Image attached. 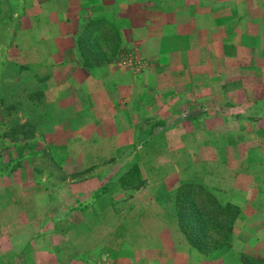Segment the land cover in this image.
<instances>
[{
    "label": "rangeland",
    "instance_id": "obj_1",
    "mask_svg": "<svg viewBox=\"0 0 264 264\" xmlns=\"http://www.w3.org/2000/svg\"><path fill=\"white\" fill-rule=\"evenodd\" d=\"M51 1L72 35L61 29L39 69L19 54L36 1L0 0V189L22 163L35 185H78L98 208L150 189L156 229L125 224L103 264H264V230H244L264 219V0ZM91 20L102 26L85 35ZM228 203L238 213L217 254Z\"/></svg>",
    "mask_w": 264,
    "mask_h": 264
},
{
    "label": "crops",
    "instance_id": "obj_2",
    "mask_svg": "<svg viewBox=\"0 0 264 264\" xmlns=\"http://www.w3.org/2000/svg\"><path fill=\"white\" fill-rule=\"evenodd\" d=\"M35 1L38 14L31 20L35 24L23 28L20 33V37L30 39V43L19 52L20 62L44 69L45 47L56 46L61 29L65 27H68L71 37V25L65 23L71 24L72 21L61 20L55 10H46L44 3ZM55 1L58 0L49 3L54 4ZM199 158L197 162H204V159ZM188 166L180 170L182 174L179 183L188 178L183 176L188 174ZM26 168V164L22 163V166L6 174L4 182L11 189H0V264H103L110 257L114 258V250L124 244L125 224L128 229L138 227L140 231L143 227L148 228L149 232L157 227L160 202L148 188L137 190L130 201L126 202L128 205L125 208L119 198L98 208L95 205L98 196L93 195V191L78 193V185L75 184L63 185V189L54 191L42 189L34 184L38 181L34 175L24 174ZM203 175L207 174L202 172L200 177ZM162 180L152 184H159ZM97 181L96 178L88 179L92 184ZM70 186L75 188L68 189ZM261 194L264 197L263 191ZM92 196L97 197L95 202L92 200L91 204L77 205L78 200L90 199ZM246 213L250 211L246 210ZM260 213L264 214V208L260 209ZM262 220L260 223L245 222L251 229L244 230L252 232V229L257 230L258 227L264 230ZM238 226L233 229L231 236L234 248L239 251L241 249L236 247V237L243 229ZM155 236H148L147 247L156 245ZM246 247L244 250L254 253L253 246L246 244ZM261 256L264 257V254Z\"/></svg>",
    "mask_w": 264,
    "mask_h": 264
},
{
    "label": "trees",
    "instance_id": "obj_3",
    "mask_svg": "<svg viewBox=\"0 0 264 264\" xmlns=\"http://www.w3.org/2000/svg\"><path fill=\"white\" fill-rule=\"evenodd\" d=\"M97 26L98 27L102 26L101 20H91V21H88L87 25L84 26L85 29L82 30L83 31V34L86 32L85 35H87V31L88 30H92L91 32L96 31ZM78 44L80 46H82V42H78ZM207 199L208 198H206V200H204L203 205H209L210 202ZM226 207L231 208L233 211L234 210L235 211L233 213H231L230 215L229 214H223L222 215L223 216V218H222V221L223 222L220 225V231H219L221 233V235H220V233L217 234L218 236H222V237H221V239L219 241L216 242V244H213L212 245L214 247L212 250H214L215 253H217V254L222 253L229 246V243L227 242L228 241L227 236L230 233L231 225L228 222H230V220L233 221L235 219V217L237 216V213H238V208L235 205H232V204L228 203V204H226ZM220 208L222 209L224 207H220ZM199 217H200V215H199ZM207 220H208V218H207ZM203 229H205V228L200 227V229H199L200 232H201L200 234H204L205 235L206 233L204 232ZM189 236H190V231H189ZM190 245L193 246L194 248L196 246V244L193 243V242H190ZM202 252H204V251H202Z\"/></svg>",
    "mask_w": 264,
    "mask_h": 264
}]
</instances>
